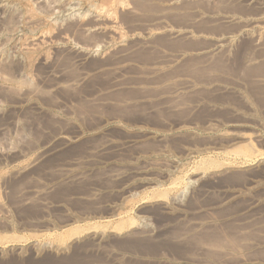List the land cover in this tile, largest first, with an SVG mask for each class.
<instances>
[{"label": "rangeland", "instance_id": "rangeland-1", "mask_svg": "<svg viewBox=\"0 0 264 264\" xmlns=\"http://www.w3.org/2000/svg\"><path fill=\"white\" fill-rule=\"evenodd\" d=\"M94 1L95 9L76 0L67 17L58 10L67 0H26L29 5L23 7L30 11L25 15L22 8L0 0V264H264V83L260 76L244 78L240 69L262 72L264 60L252 54L235 60L234 42L223 49L209 47L207 58L199 55L202 60L188 51L186 58L160 64L170 47L196 49L211 42L196 38L204 45L194 39L179 44L162 38L157 45L138 43L145 37L135 30L133 40L130 30L154 12L136 11L135 0H121L126 6L114 11L109 0ZM188 1H200L207 11L223 9L216 0ZM53 2L57 10L45 12ZM154 3L149 9H155ZM39 11L41 18L30 17ZM9 15L16 20L12 36L4 22ZM94 20L110 23L124 40L104 46L95 44L99 35L78 32L77 41L65 45L58 36L68 25ZM72 44L87 47L89 56L74 62L67 49ZM29 46L36 48V56L25 76L19 49ZM116 55L126 58L118 63ZM44 58L48 65L56 63L64 84L53 87L51 69L41 64ZM213 63L221 67L212 71ZM112 68L122 70L123 85L116 89L109 86ZM77 75L78 84L67 87ZM180 80L185 89L176 95L172 90ZM31 89H37L29 99L32 106L21 102ZM96 97L104 98L95 110ZM233 133L242 137L234 139ZM248 143L254 146L251 152ZM69 164L70 173L61 175L59 169ZM111 170L122 172L120 180L108 178ZM250 204L255 208L250 210ZM214 232L228 244L218 250L208 246L205 237ZM172 234L176 239H170Z\"/></svg>", "mask_w": 264, "mask_h": 264}, {"label": "bare ground", "instance_id": "bare-ground-1", "mask_svg": "<svg viewBox=\"0 0 264 264\" xmlns=\"http://www.w3.org/2000/svg\"><path fill=\"white\" fill-rule=\"evenodd\" d=\"M5 1V0H4ZM6 1H8L9 3H11L12 4V6H11V8L13 7V6H15V7H20V8H22L23 10H24V15H25V13L28 11V13H29V9L28 8H26V10H25V7H23V6H26V5H29V4H27L26 3V0H6ZM56 1V0H55ZM76 0H67V2H68V4H67V6L66 7H62L61 9H59L58 7H57V5H56V3L55 2H53V3H51L50 5H48V7H46V10H45V12H47L48 10L49 11H51V12H54L55 10H57V8H58V10H59V12H61L62 13V15H64V16H67V17H69L70 15H71V13H72V9H71V7H69V5H71L72 3H74ZM78 1H80V2H82V4L84 5V6H86V7H89V8H93V9H95V8H97V6H96V4H95V1L94 0H78ZM134 1V0H133ZM199 1V0H198ZM123 2V1H122ZM121 2V0H109V2H108V4H107V2H105L106 4H107V6H108V8L109 9H111L112 11H114L115 10V8L118 6V5H120L122 8H124L126 5H124L123 3ZM150 2H155L154 4L156 5V7L155 6H153V8L155 7V9H149V3ZM203 2V1H202ZM215 2H217V4L219 3V4H221V7L220 6H218L219 8H223V9H216V8H214L213 7V9H216V10H209V11H207V10H205V8L204 7H206V6H202L201 4H200V1L199 2H197V1H195V2H190V1H188V0H135L134 1V4H133V8L136 10V11H152V12H154V14H150L151 16H149L148 17V20H146V22H145V24L144 25H140V24H137L136 25V27H134V29L133 30H130V32H129V37L131 38V39H133V40H135V37H136V31L135 30H137V31H139L140 32V34L141 35H143L145 38H143V39H146V41H138L139 39L137 38L136 40V42H138V43H143V44H156V41H157V43H159V42H161V43H163V41H160V40H162V38H167V39H171V40H175V42H179V44H180V42H182L181 40H188V39H190V40H192V39H194V40H192L193 42H201V41H198V40H196L195 41V39L197 38V39H201V40H203V42L206 40V41H209V42H211V44H209V42H208V44L209 45H211V46H206V44H205V46L206 47H201V45L200 46H198L196 49L195 48H193V49H191V48H186V50H183V49H181L180 47H182V46H180V47H178V48H180L181 50H177V48L176 49H168V51H169V55L168 56H162L163 57V61L162 62H160V61H157L158 63H160V64H167V63H171L172 61H176V60H178L179 61V59H181L183 56H184V58H186V57H188V56H186L185 57V55H188L187 53H189L188 51H193L194 52V54L197 56L198 55V58L199 59H201L200 58V56H204V58L206 57H208L209 56V53H210V49H209V47H213L214 48V50H217V49H223V48H225L227 45V47H229V44H231V43H234V42H236V50H235V52H234V54H232V55H234V59L235 60H244V59H246L248 56L247 55H249L250 57H251V54H252V57H254L255 59H261V60H264V0H216ZM66 4V3H65ZM101 4H103V2L101 3ZM218 4V5H219ZM73 5V4H72ZM151 5V4H150ZM206 5V4H205ZM208 5V4H207ZM107 6H106V9H107ZM149 6V7H148ZM209 6V5H208ZM27 7V6H26ZM102 7V6H101ZM120 7V8H121ZM151 7H152V5H151ZM216 7V6H215ZM10 8V9H11ZM101 10H103L102 8H101ZM110 10V11H111ZM127 10V9H126ZM133 10V9H132ZM16 11V10H15ZM18 11V10H17ZM96 11V10H95ZM129 11V10H128ZM13 12V11H12ZM18 12H20V11H18ZM17 12V13H18ZM102 12V11H101ZM127 12V11H126ZM28 13H26V14H28ZM40 13V11L38 12V13H35V12H32V13H30V17L31 18H36V17H38V15H40L39 14ZM49 13V12H48ZM48 13H47V15H48ZM128 13V12H127ZM130 13V12H129ZM8 14V13H7ZM41 14H42V12H41ZM51 14V13H50ZM75 14V13H74ZM22 15V14H21ZM21 15H20V17H21ZM46 15V14H45ZM46 15V16H47ZM14 16V15H13ZM13 16H8L7 18H5V21L4 22H6L8 25H9V28L7 29V35L8 36H12V34H13V29H12V26L14 25L13 23L16 21L15 20V18L13 17ZM135 16H137L136 14H135ZM18 17H19V14H18ZM17 17V18H18ZM42 16L40 15L39 16V18H41ZM59 17V16H58ZM183 17L184 18H187V22L185 23V22H181V20H184L183 19ZM38 18V19H39ZM45 18V16L43 17V19ZM50 18V17H49ZM180 18H182L181 20H180V22H181V24H179L180 22L179 21H177V23H176V20L177 19H180ZM22 19H23V17H22ZM22 19H19V20H22ZM48 19V18H47ZM127 19V18H126ZM147 19V18H146ZM40 20V19H39ZM45 20V19H44ZM64 20V19H63ZM37 21V20H36ZM69 21V20H68ZM80 21V20H79ZM145 21V20H144ZM186 21V20H185ZM43 22H45V21H43ZM174 22H175V24H174ZM179 22V23H178ZM22 23H24V22H22ZM51 23V22H50ZM109 23V22H108ZM203 23H204V27H202V26H200V25H203ZM210 23H215L214 25H216V27H214L213 25H212V27L210 28L209 27V24ZM3 24H5V23H3ZM219 24V25H218ZM54 25V24H53ZM73 25V24H72ZM70 26V25H68V27L69 28H64L63 29V31H60V33H59V37L64 41V43H65V45L66 44H68V42H73L74 40H76V35L78 34V32L80 33H82V34H97V35H99L100 37H101V39L100 38H97V39H100L99 41H97V42H95V44L96 43H102V44H104V46H106V45H110V46H113L114 44H116V42H122V40H124L123 38H124V36L121 34V33H117L115 30H113V27L114 26H112V25H110V23H109V25L107 24V23H104V22H102V21H98V20H94V21H90L89 23H76L75 25H73V26ZM211 26V25H210ZM4 27V26H3ZM5 27H6V25H5ZM14 27V26H13ZM210 28V29H209ZM216 28H219L220 30L217 32V34H210L211 32H213V33H215V30H216ZM131 29V28H130ZM48 31V30H47ZM217 31V30H216ZM49 32V31H48ZM45 33V32H44ZM80 33V34H81ZM41 38V37H40ZM142 39V40H143ZM160 39V40H159ZM163 40H165V39H163ZM23 41V40H22ZM28 41V40H27ZM77 41V40H76ZM90 41V40H89ZM24 42V41H23ZM80 42H83V41H80ZM167 42V41H166ZM166 42H165V45H166ZM173 42V41H172ZM189 42V41H188ZM77 43V42H76ZM84 43V42H83ZM86 43H87V41H86ZM168 43H170V40H169V42ZM184 43V42H183ZM191 43V42H190ZM202 43V42H201ZM207 43V42H206ZM17 44H18V42H17ZM27 44V43H26ZM89 44V43H88ZM93 44H94V42H93ZM94 44V45H95ZM101 44V45H102ZM113 44V45H112ZM178 44V45H179ZM186 44V43H185ZM192 44H194V43H192ZM203 44V43H202ZM87 45V44H86ZM94 45H92V47H94ZM157 45V44H156ZM159 45V44H158ZM163 45V44H162ZM161 45V46H162ZM164 45V46H165ZM188 45H189V43H188ZM199 45V44H198ZM204 45V44H203ZM234 45V44H233ZM132 46V45H131ZM160 46V45H159ZM160 46V47H161ZM168 46V45H167ZM166 46V47H167ZM90 47V46H89ZM96 47V46H95ZM101 47V46H100ZM231 47H233V46H231ZM87 47H81V46H77V44H72V45H69V48H67V49H69L71 52V54H72V56L74 55V57H73V61L74 62H76V59L78 58H80L79 60H81V58H86L87 56H89V51H88V49H86ZM120 48V47H119ZM123 48V50H124V47H122ZM146 48V47H145ZM165 48V47H164ZM183 48V47H182ZM66 49V48H65ZM149 49V48H148ZM228 49V48H227ZM166 51H167V48L165 49ZM109 51V50H108ZM115 51H117L118 52V50H116L115 49ZM114 51V53H116ZM139 52H140V50H138ZM155 51V50H154ZM218 51H220V50H218ZM226 51V50H225ZM146 52V51H145ZM133 53V52H132ZM19 54H20V61H21V65H22V69H23V73H24V75L25 76H28L27 74H29V71H30V67L32 66V63L34 62V58H35V56H36V48L34 49V47L33 48H31L30 46L29 47H26V48H24L23 50L22 49H19ZM137 54V53H136ZM146 54V53H145ZM220 54V53H219ZM117 55H121V57L123 56V52H121L120 51V54H119V52L117 53ZM115 56V61L117 60L118 61V63L122 60V59H124V58H126V57H123V58H120V57H118V56ZM126 55H128V54H126ZM130 55V54H129ZM138 55V54H137ZM136 55V56H137ZM194 55V56H195ZM200 55V56H199ZM220 56V55H219ZM157 57V56H156ZM161 57V56H160ZM168 57H169V60H168ZM190 57V56H189ZM216 57V56H215ZM225 57V56H224ZM110 58V57H109ZM136 58V57H135ZM137 58H139V57H137ZM159 58V57H158ZM45 59V58H44ZM224 59V58H223ZM46 60V61H45ZM45 60H42L41 61V64H47V59H45ZM71 60V59H70ZM143 60V59H142ZM185 60V59H184ZM202 60V59H201ZM200 60V61H201ZM205 60V59H204ZM57 61V60H56ZM81 61H83V60H81ZM133 61V60H132ZM135 61H137V60H135ZM186 61H187V59H186ZM216 61V60H215ZM54 62H55V60H54ZM77 62H78V60H77ZM114 62V61H113ZM184 62V61H183ZM191 62V61H190ZM232 62V61H231ZM237 62V61H236ZM242 62V61H241ZM51 63H53V62H51ZM66 63V62H65ZM73 63V62H72ZM158 63H153V62H151V66H155V65H157ZM178 63V62H177ZM199 63V62H198ZM55 64L56 63H53V64H50V65H48L47 64V67L49 66V68L51 69L49 72H48V75H49V77H53V78H55L54 80H52L51 79V81H53L54 82V84H53V87H56L57 88V86L59 85V84H64V82H62L61 80H59V74H60V71L61 70H59L58 68H56L55 67ZM71 64V63H70ZM149 64V63H148ZM176 64V63H175ZM180 64V63H179ZM181 64H182V62H181ZM243 64V63H242ZM72 65V64H71ZM82 65V64H81ZM85 65V64H84ZM125 65V64H124ZM184 64H182L181 66H183ZM185 65H186V63H185ZM204 65V64H203ZM209 65V64H208ZM207 65V66H208ZM217 65V66H216ZM221 64H219L218 65V63L216 64L215 63V65H214V63H213V65L211 64L210 66H209V69L210 70H212L213 71V68H217L218 66H220ZM223 65V64H222ZM239 65V64H238ZM70 66V65H69ZM107 66V65H106ZM109 66V65H108ZM127 66V65H126ZM175 66H177V65H175ZM174 66V67H175ZM180 65H179V67H181ZM46 67V68H47ZM63 67V66H62ZM75 67H77V66H75ZM178 67V68H179ZM184 67V66H183ZM189 67V66H188ZM187 67V68H188ZM221 67V66H220ZM225 67H227V65L225 66ZM232 67V66H231ZM264 67V66H263ZM49 68H47V69H49ZM66 68V67H65ZM79 68H80V66H79ZM127 68V67H126ZM156 68V67H155ZM204 68V67H203ZM21 69V70H22ZM62 69V68H61ZM78 69V68H77ZM81 69V68H80ZM113 69V68H112ZM196 69V68H195ZM224 69V68H223ZM228 69V68H227ZM240 69H242V76L243 75H245V77L244 78H253V77H258V76H260V77H258V78H263V80H261V82L262 83H264V71H262V72H260L259 70H260V68H257V69H259L258 71L256 70H247L246 69V67H242V68H240ZM239 69V70H240ZM252 69V68H251ZM254 69V68H253ZM82 70V69H81ZM140 70V69H139ZM146 70H148V69H146ZM155 70V69H154ZM173 70V69H172ZM171 70V71H172ZM198 70H200V69H198ZM234 70V69H233ZM42 71V70H41ZM103 72H107V71H109V69L107 68V69H103L102 70ZM126 71H128V70H126ZM177 71H179V70H177ZM177 71H175V72H177ZM183 71V70H182ZM193 71H195V70H193ZM197 71V70H196ZM224 71H226V70H224ZM10 72V71H9ZM83 72V71H82ZM89 72V71H88ZM102 72V73H103ZM122 72V70H120V69H118V68H115V69H113V73L112 74H114V76L113 77H111V83H110V89H116V88H118V87H120V86H122L123 85V83L121 82V77H119V73H121ZM129 72V71H128ZM135 72V71H134ZM146 72V71H145ZM144 72V73H145ZM148 72V71H147ZM151 72V71H150ZM163 72V71H162ZM203 72V71H202ZM208 72V71H207ZM233 72V71H232ZM40 73V72H39ZM137 73V72H136ZM161 73V72H160ZM205 73V72H204ZM67 74H68V72H67ZM104 74V73H103ZM111 74V75H112ZM123 74V73H122ZM126 74V73H125ZM145 74H148V73H145ZM157 74V73H156ZM173 74V73H172ZM200 74V73H199ZM42 75V74H41ZM61 75H63V74H61ZM121 75V74H120ZM124 75V74H123ZM155 75V74H154ZM153 75V76H154ZM161 75V74H160ZM174 75V74H173ZM191 75V74H190ZM80 76H81V74H80ZM171 75H169V77H170ZM185 76V75H184ZM44 77L45 78H47V72H46V74H45V72H44ZM48 77V78H49ZM71 77V76H70ZM74 77V78H73ZM93 77V76H92ZM152 77V76H151ZM238 77H240L239 75H238ZM63 78H64V76H63ZM72 79H70V80H68L67 82H69L70 83V85H67V87L69 86V88H70V86L72 87V86H76L77 84H78V79H79V75H77V76H72L71 77ZM89 78H91V77H89ZM124 78V77H123ZM137 78V77H136ZM171 78V77H170ZM204 78V77H203ZM25 79V78H24ZM62 79V78H61ZM67 79V78H66ZM100 79V78H99ZM99 79H98V82H99ZM128 79V78H127ZM157 79V78H156ZM161 79V78H160ZM166 79V78H165ZM222 79V78H221ZM47 81H50V80H48V79H46ZM62 80H64V79H62ZM97 80V79H96ZM158 80V79H157ZM245 80V79H244ZM26 81V80H25ZM94 80H92V82H93ZM125 81H126V78H125ZM146 81V80H145ZM178 81V80H177ZM181 81V83H179V84H175V86L173 87V90H172V92H174V93H176V95H177V93H178V91H180V90H183V89H185L184 88V84L186 83L185 82V80L183 81V80H180ZM259 81V80H258ZM124 82V81H123ZM139 82H142L141 80L139 81ZM144 82V81H143ZM156 82V81H155ZM174 82H176V81H174ZM182 82H185V83H182ZM200 82V81H199ZM212 82V81H211ZM218 82V81H217ZM260 82V81H259ZM83 83H84V81H83ZM189 83H191V82H189ZM28 84V83H27ZM125 84H129V83H125ZM136 84H137V82H136ZM206 84V83H205ZM208 84V83H207ZM32 85V84H31ZM81 85V84H80ZM173 85H174V83H173ZM263 85V84H262ZM42 86H43V84H42ZM41 86V87H42ZM46 86V85H45ZM108 86V85H107ZM216 86V85H215ZM48 87V86H47ZM59 87V86H58ZM63 87V86H62ZM167 87H169V86H167ZM187 87V86H186ZM219 87V86H218ZM221 87V86H220ZM85 88V87H84ZM59 89V88H58ZM61 89V88H60ZM80 89V88H79ZM92 89V88H91ZM132 89V88H131ZM161 89V88H160ZM214 89V88H213ZM215 89H217V86H216V88ZM57 90V89H56ZM100 90H102V89H100ZM127 90V89H126ZM166 90V89H165ZM169 90V89H168ZM219 90H220V88H219ZM24 91V90H23ZM28 91V90H27ZM73 91V90H72ZM112 91V90H111ZM118 91V90H117ZM120 91H121V89H120ZM137 91V90H136ZM144 91V90H143ZM162 91V90H161ZM37 92V89H31L30 91H29V93L28 92H26V93H28V97L26 96L25 98H23V100L21 101V102H24V103H29V99H31V97L33 96H37V95H35V94H37L36 93ZM97 92V91H96ZM110 92V91H109ZM115 92H116V90H115ZM145 92V91H144ZM25 93V94H26ZM40 93V92H39ZM43 93V92H42ZM41 93V94H42ZM88 93H90V92H88ZM118 93V92H117ZM131 93L132 92H130L129 94H130V96H131ZM163 93V92H162ZM171 93V92H170ZM232 93V92H231ZM236 93V92H235ZM105 94V93H104ZM109 94V93H108ZM113 94V93H112ZM116 94V93H115ZM125 94H127V93H125ZM159 94V93H158ZM39 95V94H38ZM92 95V94H91ZM110 95V94H109ZM119 95H121L122 96V94H119ZM124 95V94H123ZM132 95H134V94H132ZM148 95V94H147ZM90 96V95H89ZM100 96H101V94H100ZM116 96V95H115ZM115 96H113L112 95V97H115ZM118 96V95H117ZM129 96V95H128ZM24 97V96H23ZM39 97V96H38ZM60 97V96H59ZM98 97V96H97ZM96 97V98H97ZM111 97V98H112ZM135 97V96H134ZM141 97V96H140ZM149 97V96H148ZM164 97V96H163ZM173 97V96H172ZM104 98V97H103ZM102 98V99H103ZM123 98V97H122ZM126 98V97H125ZM162 98V97H161ZM167 98H169V97H166V98H164L163 100L165 101V99H166V101H167ZM205 98V97H204ZM21 99V98H20ZM53 99V98H52ZM94 99V98H93ZM93 99H91V100H93ZM102 99H101V97H99V98H97L96 100H95V102H92L93 103V107H95V110H96V107L97 106H95L96 104H100V102H103L102 101ZM112 99H114V98H112ZM173 99H174V97H173ZM212 99V98H211ZM79 100V99H78ZM105 100V99H104ZM160 100V99H159ZM171 100V99H170ZM158 101V100H157ZM162 101V100H161ZM181 101V100H180ZM264 101V100H263ZM87 102V101H86ZM158 102H160V101H158ZM20 103V102H19ZM91 103V102H90ZM263 103V102H262ZM30 104V103H29ZM52 104H54V103H52ZM57 104V103H56ZM175 104H177V103H175ZM179 104V103H178ZM232 104V103H231ZM31 105V104H30ZM89 105H91V104H89ZM102 105V104H101ZM134 105V104H133ZM32 106V105H31ZM87 106V105H86ZM196 106V105H195ZM233 106V105H232ZM26 107H29V106H26ZM25 107V108H26ZM60 107H61V105H60ZM100 107V106H99ZM136 107V106H135ZM155 107V106H154ZM170 107H172L173 108V106H170ZM103 108V107H102ZM138 108H139V105H138ZM146 108V107H145ZM180 108V107H179ZM27 109V108H26ZM148 109H149V107H148ZM169 109V108H168ZM167 109V110H168ZM106 110V109H105ZM140 110H142V109H140ZM190 110V109H189ZM28 111V110H27ZM26 111V112H27ZM94 111V110H93ZM92 111V112H93ZM163 111V110H162ZM188 111V110H187ZM196 111V110H195ZM90 112V111H89ZM136 112V111H135ZM83 113V112H82ZM81 113V114H82ZM97 113V112H96ZM134 113V112H133ZM154 113V112H153ZM114 114V113H113ZM136 114V113H135ZM135 114H134V116H135ZM158 114V113H157ZM156 114V115H157ZM105 115V114H104ZM118 115V114H117ZM106 116V115H105ZM155 116V115H154ZM31 117V116H30ZM33 117V116H32ZM34 118V117H33ZM125 118V117H124ZM24 119V118H23ZM22 119V120H23ZM123 119V118H122ZM32 120H34V119H32ZM27 121V120H26ZM30 121V120H29ZM97 122V121H96ZM27 124V123H26ZM59 124V123H58ZM212 126V125H211ZM4 131V130H3ZM2 131V132H3ZM55 132V131H54ZM234 134V133H233ZM233 136V138L234 139H238V138H241L242 137V135H236V134H234V135H232ZM249 136V135H248ZM49 137V136H48ZM162 137V136H161ZM247 137V136H246ZM20 138V137H19ZM243 138H244V136H243ZM248 138V137H247ZM101 139V138H100ZM58 140V139H57ZM59 140H60V138H59ZM231 140V139H230ZM244 140V139H243ZM246 140V139H245ZM54 141H55V139H54ZM61 141V140H60ZM104 141V140H103ZM248 141H250V140H248ZM127 142V141H126ZM129 142V141H128ZM160 142V141H159ZM104 143V142H103ZM102 143V144H103ZM136 143V142H135ZM251 143V142H250ZM10 144V143H9ZM112 144V143H111ZM122 144H124L123 142H122ZM134 144V143H133ZM249 144V143H248ZM95 145V144H94ZM93 145V146H94ZM98 145V144H97ZM108 145V144H107ZM107 145H106V148H107ZM119 145V144H118ZM117 145V146H118ZM121 145V144H120ZM127 145V144H126ZM252 145V144H251ZM92 146V147H93ZM100 146V145H99ZM98 146V147H99ZM102 146V145H101ZM82 147V146H81ZM96 147V146H95ZM94 147V148H95ZM112 147V146H111ZM125 147V146H124ZM250 147V148H249ZM249 147L247 148L246 146H245V148H247V151L248 152H251L252 151V148L254 147V146H250V144H249ZM46 148H47V146H46ZM85 148V147H84ZM93 148V149H94ZM123 148V147H122ZM237 148V147H236ZM245 148H244V151H245ZM101 149V148H100ZM104 149V148H103ZM121 149V148H120ZM119 149V150H120ZM242 149V148H241ZM46 150V149H45ZM127 150V149H126ZM106 151V150H105ZM241 151V150H240ZM239 151V152H240ZM243 151V150H242ZM254 151H255V149H254ZM46 152V151H45ZM97 152V151H96ZM104 152V151H103ZM238 152V151H237ZM93 153V152H92ZM95 153V152H94ZM116 153V152H115ZM131 153V152H130ZM242 153V152H241ZM247 153V152H246ZM246 153L244 152V154L246 155ZM113 154V153H112ZM120 154V153H119ZM68 155V154H67ZM73 155V154H72ZM80 155V154H79ZM84 155V154H83ZM82 155V156H83ZM121 155V154H120ZM130 155V154H129ZM255 155H256V153H255ZM103 156H105V155H103ZM248 156V155H247ZM249 156H251V155H249ZM110 157H112V156H110ZM117 157V156H116ZM255 158V157H254ZM117 159V158H116ZM243 159V158H242ZM51 160V159H50ZM249 160V159H248ZM90 161V160H89ZM76 162V161H75ZM77 162H79V161H77ZM81 162V161H80ZM250 162V161H249ZM30 163V162H29ZM83 163V162H82ZM86 163V162H85ZM68 164V163H67ZM72 164H73V162H72ZM72 164L70 165H66L65 166V168H63V169H59V170H61V175L63 174V175H66V174H69L70 173V170L71 169H69L68 167H71L72 166ZM74 164H76V163H74ZM203 165V164H202ZM218 165H220V164H218ZM78 166H79V163H78ZM158 166H159V164H158ZM59 167V166H58ZM77 167V166H76ZM75 167V168H76ZM119 169V168H118ZM120 170V169H119ZM79 172V171H78ZM122 173V172H121ZM121 173H119V172H116V171H112L111 170V172H109L108 174H107V176H108V178H119L120 177V175H121ZM129 173V172H128ZM58 174H60L59 172H58ZM106 174V173H105ZM75 175V174H74ZM76 175H77V173H76ZM126 175V174H125ZM69 176H71V175H69ZM127 176V175H126ZM79 177V176H78ZM91 178H92V176H91ZM125 178V177H124ZM115 179V180H116ZM109 180V179H108ZM119 180H120V178H119ZM121 180H122V178H121ZM75 181V180H74ZM112 181V180H111ZM125 181V180H124ZM80 182V181H79ZM185 182V181H184ZM243 182V181H242ZM14 183V182H13ZM113 183V182H112ZM20 184V183H19ZM126 184V183H125ZM111 185V184H110ZM128 185V184H127ZM76 186V185H75ZM103 186V185H102ZM123 186V185H122ZM175 186V185H174ZM82 187V186H81ZM109 187V186H108ZM87 188V187H86ZM110 188V187H109ZM125 188L124 187H122L121 188V191H119V193L121 192V194H122V191L124 190ZM129 189V188H128ZM127 189V190H128ZM86 190V189H85ZM30 192V191H29ZM31 193L32 194H34V195H37L38 193H39V191L38 190H36V191H32L31 190ZM30 193V194H31ZM127 193V192H126ZM29 194V193H28ZM65 194V193H64ZM124 194V193H123ZM40 195V194H39ZM88 195V194H87ZM63 196V195H62ZM120 196V195H119ZM171 197V196H170ZM161 198V197H160ZM58 199V198H57ZM95 199V198H94ZM255 203V202H254ZM15 204V203H14ZM1 205V204H0ZM254 205V204H253ZM252 204H250V205H248L251 209L250 210H252V206H253ZM248 206H247V208H245V209H248ZM255 208V207H254ZM253 208V209H254ZM249 210V209H248ZM249 210V211H250ZM245 211H243V213H244ZM255 212V211H254ZM248 213H252V211L251 212H248ZM247 213V214H248ZM212 216V215H211ZM238 217H240V216H238ZM243 217V216H242ZM249 218V216H246V218ZM234 218V217H233ZM258 218V217H257ZM202 219V218H201ZM211 219V218H210ZM237 219V218H236ZM244 219V218H243ZM243 219H241V220H243ZM261 219H262V217H261ZM264 219V218H263ZM263 219H262V221H263ZM248 220V219H247ZM233 221V220H232ZM239 221V220H238ZM253 221V220H252ZM254 222V221H253ZM259 222V221H258ZM249 223V222H248ZM247 223V224H248ZM255 223V222H254ZM250 224V223H249ZM241 225V224H240ZM242 226V225H241ZM243 227V226H242ZM246 227V226H245ZM77 228V227H76ZM214 228V227H213ZM213 231V230H212ZM232 231V230H231ZM216 232V231H215ZM215 232H214V234L211 236V234L213 233H207L208 234V236L207 237H205V238H208V246H210V247H212V248H214V249H216V250H218L219 248H222V247H224L226 244L225 243H227L226 241H223V240H225L224 238H221V237H219L220 236V234L219 235H215ZM263 232H264V230H263ZM220 233V232H219ZM233 233V232H232ZM207 234H205V235H207ZM216 234H218V232L216 233ZM228 235H229V233H227ZM245 234V233H244ZM243 234V235H244ZM210 235V236H209ZM223 235V234H222ZM133 236V235H132ZM171 237H170V239L171 238H175V235L174 234H172V235H170ZM177 236V235H176ZM245 236V235H244ZM243 236V237H244ZM62 237V236H61ZM196 237V236H195ZM201 237H203V236H201ZM229 237V236H228ZM241 237V236H240ZM248 237V236H247ZM135 238V237H134ZM188 238V237H187ZM204 238V239H205ZM220 238V239H219ZM263 238V237H262ZM261 238V239H262ZM128 239V238H127ZM132 239L133 238H131V241H132ZM143 239V238H142ZM141 239V240H142ZM176 239V238H175ZM198 238H196V240H197ZM200 239H202V238H200ZM203 239V240H204ZM231 239V238H230ZM253 239V238H252ZM130 240V239H129ZM128 240V241H129ZM199 240V239H198ZM256 241L258 240V239H255ZM134 241V240H133ZM228 241H230V240H228ZM232 242L234 241V239L233 240H231ZM238 241H240V240H238ZM262 241H264V240H262ZM124 242V241H123ZM140 242V241H139ZM138 242V243H139ZM195 242V241H194ZM259 242V241H258ZM199 243V242H198ZM207 243V242H206ZM249 243V242H248ZM263 243V242H262ZM136 244V243H135ZM197 244V243H196ZM228 244V243H227ZM229 244H231L232 245V243H229ZM240 244V243H239ZM247 244V243H246ZM245 244V245H246ZM250 244V243H249ZM253 244V243H252ZM260 244V243H259ZM92 245V244H91ZM137 245V244H136ZM192 245H193V243H192ZM248 245V244H247ZM251 245V244H250ZM93 246V245H92ZM194 246V245H193ZM232 246H234V245H232ZM252 246V245H251ZM189 247V246H188ZM207 247V246H206ZM229 247V246H228ZM242 247V246H241ZM250 247V246H249ZM262 247V246H261ZM231 249H232V247H230ZM245 248H247V247H245ZM260 248V247H259ZM181 249H183V248H181ZM189 249V248H188ZM235 249V248H234ZM89 250V249H88ZM203 250V249H202ZM253 250V249H252ZM187 251V250H186ZM209 251H211V250H209ZM215 251V250H214ZM221 251V250H220ZM251 251V250H250ZM254 251H255V249H254ZM82 252V251H81ZM180 252V251H179ZM247 252H249V251H247ZM253 252V251H252ZM146 253V252H145ZM214 253V252H213ZM260 253V252H259ZM73 254V253H72ZM76 254V253H75ZM88 254V253H87ZM228 254V253H227ZM78 255V254H77ZM182 255V254H181ZM229 255V254H228ZM68 256V255H67ZM80 256V255H79ZM177 256V255H176ZM241 256V255H240ZM239 256V257H240ZM245 256V255H244ZM72 257V256H71ZM70 257V258H71ZM241 257H243V256H241ZM70 258H66V259H70ZM79 258H81V257H79ZM244 258V257H243ZM247 258H249V255L247 256ZM253 258V257H252ZM252 258H251V261H253L252 260ZM64 259V258H63ZM245 259V258H244ZM65 260V259H64ZM83 260H84V258H83ZM240 259H238V261H239ZM242 260V259H241ZM248 260V259H247ZM56 261V260H55ZM79 261V260H78ZM92 261V260H91ZM244 261V260H243ZM249 261V260H248ZM73 262H74V260H73ZM255 262V261H254ZM80 264H81V262H79ZM92 263V262H91ZM236 263V262H235ZM37 264V263H36ZM60 264V263H59ZM86 264V263H85ZM87 264H88V262H87ZM90 264V263H89ZM255 264V263H254Z\"/></svg>", "mask_w": 264, "mask_h": 264}]
</instances>
